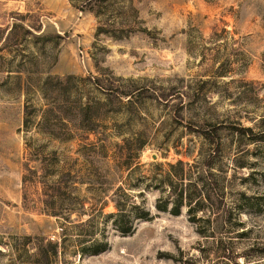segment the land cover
Instances as JSON below:
<instances>
[{"label": "rangeland", "instance_id": "obj_1", "mask_svg": "<svg viewBox=\"0 0 264 264\" xmlns=\"http://www.w3.org/2000/svg\"><path fill=\"white\" fill-rule=\"evenodd\" d=\"M18 11L40 15L42 33L59 34L47 43L57 56L50 72L83 78L60 94L72 108L51 114L67 117L72 137L62 121L51 137L26 129L25 96L0 72V264H34L43 239L58 243L52 264H264V0H0V26ZM40 45L30 43L35 60ZM93 76L135 92L109 94ZM219 124L215 155L199 129ZM210 155L231 216L204 236L186 207L180 215L156 208L166 192L158 165ZM42 162L72 171L92 222L46 214L41 185L24 183L34 176L26 165ZM119 187L153 214L126 236L109 216ZM92 228L109 242L96 255L82 251Z\"/></svg>", "mask_w": 264, "mask_h": 264}, {"label": "trees", "instance_id": "obj_2", "mask_svg": "<svg viewBox=\"0 0 264 264\" xmlns=\"http://www.w3.org/2000/svg\"><path fill=\"white\" fill-rule=\"evenodd\" d=\"M43 22L40 15L31 12H16L12 15V19L4 28L0 26V72H8L4 79V83H11L17 86L21 93L25 96L24 103V123L26 129L34 125L41 133H47L53 137L62 121L65 127H69V121H66L62 113L55 118H51V114L63 112L64 108H70L69 104L72 100L67 99L62 103L60 94L67 89L65 83L73 78H83L75 74H67L61 76L52 74L50 66L57 60V56L52 49L48 48V42L54 40V36L58 33H42ZM41 42L40 51L43 57L39 55V60L33 58L34 52L29 50L30 43ZM52 59L48 64V59ZM45 64L43 69L41 65ZM39 68L33 71V66ZM96 77V76H93ZM93 77H89L90 79ZM93 81L98 87H105L109 94L121 91L127 96H133L134 90L121 89L119 85H111L107 87L100 85V78L96 77ZM11 81V82H10ZM96 82V83H95ZM83 85V88H86ZM141 91V90H139ZM42 100L43 104L38 106L35 100ZM73 104V103H72ZM72 108V107H71ZM85 109L84 105L77 107L78 118L82 116ZM42 110L41 118L38 116ZM66 118V119H65ZM54 119V120H53ZM65 119V120H64ZM68 120H71L68 118ZM221 125H213L211 128H201L202 135L216 144L215 155H219L221 151ZM70 137L73 132L70 128ZM242 130H250V127ZM37 154L43 153L37 149ZM58 159V151L52 150L50 153ZM215 155H210L203 160H196L194 163L179 160L176 163H169L167 169L161 167L160 185L166 189L163 197L159 198L156 208L159 211L170 212L173 215H180L184 207L187 208L190 221L198 225V231L204 236H212L208 234H216L219 227L225 223L223 218L229 220L231 216L230 208H226L227 201L225 196L224 182L222 178L214 171ZM53 167V168H50ZM56 167V168H55ZM34 176L28 181L27 174L24 177V183L27 185L32 181L40 184V195L44 204L46 214L71 221V217L86 216L89 218L81 222L85 225L92 222L93 214H88L85 206L78 202V196L75 193L74 179L72 171L64 166H60V162L48 165L42 162L39 167L30 168L26 165ZM43 172V173H41ZM57 176L58 178H53ZM116 212L109 214L112 218V226L120 234L126 236L131 235L137 229L140 222L148 221L153 217L151 209L138 198L133 192H129L123 187H119L112 195ZM224 206L223 208H221ZM223 209V210H221ZM95 229L85 232L81 236V240L85 244L82 251L89 254H100L107 250L109 246L108 240H100L95 235ZM214 236V235H213ZM2 251L0 250V253ZM59 252L58 243L43 239L37 245V251L34 254V264H52L53 256Z\"/></svg>", "mask_w": 264, "mask_h": 264}]
</instances>
